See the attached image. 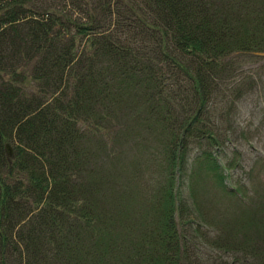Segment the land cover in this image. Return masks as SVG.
Segmentation results:
<instances>
[{"label": "trees", "instance_id": "1", "mask_svg": "<svg viewBox=\"0 0 264 264\" xmlns=\"http://www.w3.org/2000/svg\"><path fill=\"white\" fill-rule=\"evenodd\" d=\"M248 53L264 0H0V264H264V198L215 225L177 205L191 146L216 167L210 108ZM113 129L160 145L139 208Z\"/></svg>", "mask_w": 264, "mask_h": 264}, {"label": "rangeland", "instance_id": "2", "mask_svg": "<svg viewBox=\"0 0 264 264\" xmlns=\"http://www.w3.org/2000/svg\"><path fill=\"white\" fill-rule=\"evenodd\" d=\"M235 61L237 71L240 74L243 72L242 83L233 85L232 93L227 92L228 98L224 97L223 102L222 97L214 98L215 103L210 108V124L222 135L220 147L215 151L216 167L206 165L198 158L203 149L207 148L205 145H193L188 149V164L179 180L182 186L177 205L178 200L181 202L180 194L184 200L196 199L206 218H210L209 225H215L216 217L221 220L235 212L246 211L248 207H252V202L253 206H257L261 198H264V53L237 55ZM234 88L236 92H233ZM240 88L243 92L236 97L235 93ZM231 101L234 102L233 106L229 105ZM222 106L225 107L224 113ZM134 129L140 127L134 126ZM115 131L117 129H113L105 138L111 136L110 141L113 142L114 138L117 140L119 131L116 135ZM142 137L143 142L138 140ZM146 137L148 134L141 129L130 136L122 134L117 140L125 144L122 166L126 173L133 172L134 199L132 197L130 200L131 208L146 205L156 184L162 183L164 177L157 166L162 161L158 154L160 145L155 143L151 147L147 144ZM241 187L250 197L249 200L243 199L244 203L229 192ZM192 242L196 243V240ZM205 252H209L206 246Z\"/></svg>", "mask_w": 264, "mask_h": 264}, {"label": "water", "instance_id": "3", "mask_svg": "<svg viewBox=\"0 0 264 264\" xmlns=\"http://www.w3.org/2000/svg\"><path fill=\"white\" fill-rule=\"evenodd\" d=\"M7 147V153H8V155L10 156L12 153H11V150H10V148L8 147V145L6 146Z\"/></svg>", "mask_w": 264, "mask_h": 264}]
</instances>
